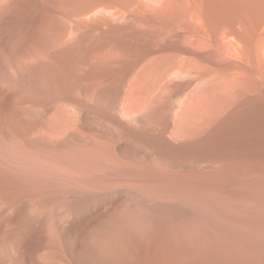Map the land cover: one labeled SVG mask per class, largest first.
Instances as JSON below:
<instances>
[{
    "label": "bare ground",
    "instance_id": "6f19581e",
    "mask_svg": "<svg viewBox=\"0 0 264 264\" xmlns=\"http://www.w3.org/2000/svg\"><path fill=\"white\" fill-rule=\"evenodd\" d=\"M0 264H264V0H0Z\"/></svg>",
    "mask_w": 264,
    "mask_h": 264
}]
</instances>
